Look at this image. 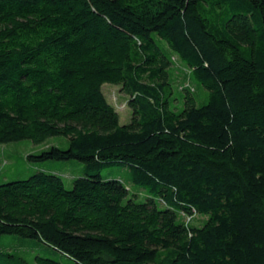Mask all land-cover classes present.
I'll use <instances>...</instances> for the list:
<instances>
[{
    "label": "trees",
    "instance_id": "obj_1",
    "mask_svg": "<svg viewBox=\"0 0 264 264\" xmlns=\"http://www.w3.org/2000/svg\"><path fill=\"white\" fill-rule=\"evenodd\" d=\"M154 37L189 70L179 98ZM104 84L128 96V124ZM55 137L67 148L27 160L81 175L0 184V236L71 264H264V0H0V145Z\"/></svg>",
    "mask_w": 264,
    "mask_h": 264
},
{
    "label": "rangeland",
    "instance_id": "obj_2",
    "mask_svg": "<svg viewBox=\"0 0 264 264\" xmlns=\"http://www.w3.org/2000/svg\"><path fill=\"white\" fill-rule=\"evenodd\" d=\"M157 44L165 51L167 55H173L167 44L154 37ZM174 56V55H173ZM173 68L171 69L173 81V94L171 97L179 98L178 89L187 85L192 90L194 86L189 77V70L182 66L178 58H173ZM119 86L104 84L101 91L109 104H111L119 115V124L129 123L131 111L128 108V96L120 92ZM198 103L204 100L206 91L202 89ZM176 106L179 110L182 108L181 102H172L171 107ZM50 146L67 148L65 138L55 137L48 139L44 144L34 145L28 140L0 145V184L24 180L31 176L35 171H48L60 175L64 181L66 189L72 188V179L81 175L82 165L78 161H43L30 162L27 156L37 154L38 152ZM103 179H115L124 184L129 191V198L140 202L149 197V194L139 187L134 186L130 181V171L128 168L110 167L101 171ZM205 217L195 216L190 226L200 227ZM0 264H19L18 260H23L26 264H48L46 260H51L60 264H71V261L60 253L48 247L47 245L31 239H25L18 236L3 235L0 236Z\"/></svg>",
    "mask_w": 264,
    "mask_h": 264
},
{
    "label": "built area",
    "instance_id": "obj_3",
    "mask_svg": "<svg viewBox=\"0 0 264 264\" xmlns=\"http://www.w3.org/2000/svg\"><path fill=\"white\" fill-rule=\"evenodd\" d=\"M186 87H188L189 88V86L187 85ZM184 221H185V224H188V223H190L191 222V218L190 217H185L184 218Z\"/></svg>",
    "mask_w": 264,
    "mask_h": 264
}]
</instances>
